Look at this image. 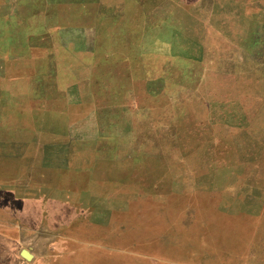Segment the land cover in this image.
I'll use <instances>...</instances> for the list:
<instances>
[{
  "label": "rangeland",
  "instance_id": "rangeland-1",
  "mask_svg": "<svg viewBox=\"0 0 264 264\" xmlns=\"http://www.w3.org/2000/svg\"><path fill=\"white\" fill-rule=\"evenodd\" d=\"M100 1L120 2L59 0L30 28L46 39L35 53H5L24 13L0 0V97L13 88L8 109L30 131L6 173L21 177L27 225L42 226L20 247L74 264H264V53L240 41L259 2L122 0L127 25L105 16L103 46L86 24Z\"/></svg>",
  "mask_w": 264,
  "mask_h": 264
},
{
  "label": "crops",
  "instance_id": "crops-1",
  "mask_svg": "<svg viewBox=\"0 0 264 264\" xmlns=\"http://www.w3.org/2000/svg\"><path fill=\"white\" fill-rule=\"evenodd\" d=\"M254 2H259L258 6L255 9H258L260 13V17H258V23L254 32L251 34L253 37L252 40L248 42L247 39H244V36H240V41L242 42L243 48L246 47L248 43V49H243L245 52L243 53H264V0H255ZM124 2L120 0L118 4H114L111 9V13H108L107 8L104 7L103 2L100 1L99 4V19L98 23H86L91 26H97L98 29V41L102 42V45L105 46V41L103 37L105 36L104 29H103V18L106 16H111L112 20H114V24L123 28L124 26V19L123 14L124 11ZM186 5L184 1L183 6ZM255 5V4H253ZM197 7V6H196ZM20 14L24 13V16L21 18L19 16V23L13 24L12 22L9 23L8 26L18 28L17 31L10 28V31L5 34L4 41L6 43L5 48L7 52L5 53H27V49H30V53H35L38 50L37 46H42L44 44L43 37L41 35H37L36 32H33L30 29L33 24H35V20L39 21L43 16L47 15H57L59 10V1L58 0H18L17 8ZM249 11H253L254 8H248ZM29 11V12H27ZM261 11V12H260ZM256 12V11H254ZM134 19V18H131ZM187 17L179 16L177 17L178 26L182 23V28H180V34L182 36H187L186 25H187ZM198 26L200 32H202V20L200 17L197 19ZM50 25V29L52 30L53 27L58 33V23L55 22L54 24L48 23ZM154 21H149L147 19H143L141 21V39L146 43H152L155 38V32H152L155 28ZM86 25V26H87ZM127 23L125 24V26ZM28 27V28H27ZM182 29V31H181ZM121 31H123L121 29ZM179 34V35H180ZM178 35V34H176ZM202 37V33L200 34ZM58 37V35L56 36ZM180 39L179 36H177ZM39 40V41H38ZM231 40V39H230ZM16 41V42H14ZM20 41V42H17ZM36 43V44H35ZM38 43V44H37ZM4 45V43H2ZM95 45V44H94ZM96 46V45H95ZM101 47V45H100ZM94 47L96 50L104 49V47ZM34 48V49H33ZM36 49V50H35ZM238 48H233L232 53H238ZM84 53H93L87 50L83 51ZM154 53V51H150ZM54 53V52H51ZM141 53H144L141 51ZM148 53V51H147ZM17 80V81H16ZM20 83L17 79L7 81V85L17 86ZM2 97V98H1ZM0 97V235H5L2 237L3 241H0V249L3 250V254L0 256V264H74L71 263L70 260H66L63 258H53L50 259H43V258H36V254L34 252L33 246H21L19 244L20 237H25L27 235V230L32 232L33 230H38L41 228V225H34L28 226L27 221L25 219V211L24 206L21 202L25 201V195L21 192L20 184H21V177H15L13 179L7 177L6 169L9 166V157L14 158L15 156H10L12 154H19L20 150L17 152L15 145L21 143H28V137L30 135V131L26 129V125L28 122L18 120L13 113H11V109L8 107L13 104L12 100L17 97L15 92H13V88L9 87V90H5V94L1 95ZM12 102V103H11ZM7 104V105H6ZM9 110V111H7ZM33 121L36 122V116L33 117ZM35 135L30 138H36V129L34 130ZM26 139V140H25ZM25 154V152H24ZM20 158V156H18ZM25 159V157H24ZM9 160V161H7ZM26 166L25 161L21 163L18 161V175L22 168ZM5 170V172H4ZM9 186V187H8ZM13 186V187H12ZM24 213V219H22L21 214ZM11 234H17V238L11 237ZM9 235V236H7ZM1 239V237H0ZM59 242L51 243L49 250L57 249L58 252L56 255H61L62 251L68 249V247H61L56 246ZM19 247V248H18ZM72 248V247H69ZM84 248V247H83ZM19 249V257L16 259L12 254V250ZM77 250H80V246L77 244ZM153 249V247H152ZM23 250H28L32 256L31 258H25L22 255Z\"/></svg>",
  "mask_w": 264,
  "mask_h": 264
},
{
  "label": "water",
  "instance_id": "water-1",
  "mask_svg": "<svg viewBox=\"0 0 264 264\" xmlns=\"http://www.w3.org/2000/svg\"><path fill=\"white\" fill-rule=\"evenodd\" d=\"M22 255L25 257V258H31L32 254L28 251V250H23L22 251Z\"/></svg>",
  "mask_w": 264,
  "mask_h": 264
},
{
  "label": "trees",
  "instance_id": "trees-1",
  "mask_svg": "<svg viewBox=\"0 0 264 264\" xmlns=\"http://www.w3.org/2000/svg\"><path fill=\"white\" fill-rule=\"evenodd\" d=\"M59 1V0H58ZM58 14V13H57ZM59 24V23H58Z\"/></svg>",
  "mask_w": 264,
  "mask_h": 264
}]
</instances>
